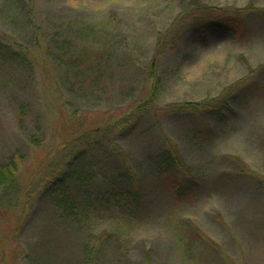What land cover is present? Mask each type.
Listing matches in <instances>:
<instances>
[{
  "label": "rangeland",
  "instance_id": "1",
  "mask_svg": "<svg viewBox=\"0 0 264 264\" xmlns=\"http://www.w3.org/2000/svg\"><path fill=\"white\" fill-rule=\"evenodd\" d=\"M14 155L0 264H264V0H0Z\"/></svg>",
  "mask_w": 264,
  "mask_h": 264
},
{
  "label": "trees",
  "instance_id": "2",
  "mask_svg": "<svg viewBox=\"0 0 264 264\" xmlns=\"http://www.w3.org/2000/svg\"><path fill=\"white\" fill-rule=\"evenodd\" d=\"M241 13L242 11H236V14H235L236 18L240 20V23L243 22L242 18L239 17ZM228 20H230V18ZM225 24L226 23H223L222 21L217 20V21L207 22L204 25H208L209 27H219V26H225ZM21 165H22V158L19 155L12 156L6 163H0V188H10L13 186L16 173L21 167Z\"/></svg>",
  "mask_w": 264,
  "mask_h": 264
}]
</instances>
